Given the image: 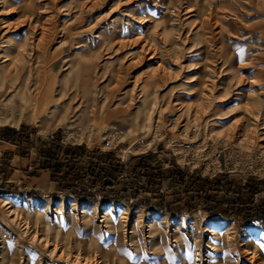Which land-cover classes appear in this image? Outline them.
<instances>
[{"label":"rangeland","instance_id":"374dc122","mask_svg":"<svg viewBox=\"0 0 264 264\" xmlns=\"http://www.w3.org/2000/svg\"><path fill=\"white\" fill-rule=\"evenodd\" d=\"M34 87L67 108L44 128ZM19 126L42 166L48 142L84 150L0 179V264H264V0H0V130Z\"/></svg>","mask_w":264,"mask_h":264},{"label":"crops","instance_id":"0c3cea01","mask_svg":"<svg viewBox=\"0 0 264 264\" xmlns=\"http://www.w3.org/2000/svg\"><path fill=\"white\" fill-rule=\"evenodd\" d=\"M51 139L53 140V137ZM29 142L30 135L26 133V126L0 130V179L7 175L10 179L6 180L8 183L13 182L14 176L18 180L23 179V182L29 179L39 180V176H42L43 179L52 180L51 173L43 170V166L37 160L39 156L41 158V152H32L26 146ZM51 143L53 142H48V150L51 148ZM32 161H36V163ZM31 170H36L39 174L38 177L29 178L27 175Z\"/></svg>","mask_w":264,"mask_h":264},{"label":"trees","instance_id":"16d2710c","mask_svg":"<svg viewBox=\"0 0 264 264\" xmlns=\"http://www.w3.org/2000/svg\"><path fill=\"white\" fill-rule=\"evenodd\" d=\"M64 151L65 157L66 159L71 158L72 161H70L71 163L74 164V161L81 156V154L79 152L84 150V147L82 146H63L61 145L59 142H54V147L46 150V158L43 164V170L48 171L51 173V177L52 180L57 179L58 176H60L61 171H63L64 166L62 162H58L56 161L58 158V155L61 153V151ZM99 155L101 157H108L110 156V154H102L99 153ZM138 161H143L146 159V157L141 156L136 158ZM55 164V165H54ZM75 166V164H74ZM97 167V172L93 174V177L96 178L98 176V173L100 172V166H95V168ZM72 173H74V168H72L70 171L68 170L66 172L65 177L63 178L68 179ZM171 175L173 177V172H171ZM180 179H183V175L180 176ZM259 181L255 178L250 179L249 181L246 182L245 186L243 188H234V190L237 192L238 194V199L235 200L234 203H236V201H241L244 205H248V206H254V198L258 193V188H257V183ZM217 186L219 187V185L217 184ZM263 206H264V202H262ZM262 223L260 224L261 227H264V215L262 216Z\"/></svg>","mask_w":264,"mask_h":264},{"label":"bare ground","instance_id":"6f19581e","mask_svg":"<svg viewBox=\"0 0 264 264\" xmlns=\"http://www.w3.org/2000/svg\"><path fill=\"white\" fill-rule=\"evenodd\" d=\"M13 86V85H12ZM11 86V87H12ZM17 86V85H16ZM14 88V87H13ZM38 92V96H39V98H35V99H33V101L32 102H30V101H28V100H26L25 102H26V104H24V105H22L21 106V112L23 113V112H26V111H29V110H31V113H32V117L33 118H31V119H33L34 121H39V123H41V125L43 126V128H44V126L45 125H49L50 124V122H53V121H56V119L57 120H60V117H61V115H64L65 114V112H67V108H65V109H62V110H60V111H58V110H49V109H45L44 108V106H43V104L45 103V101H44V99L43 98H40V92H41V89L39 88V87H34V89L31 91V94H33V92ZM18 94H19V90L17 89L16 90V93H15V95H13V97L12 98H10L9 100H8V103H6V105L8 106V107H10L11 108V106L15 103V97H17L18 96ZM28 96V95H27ZM37 96V95H36ZM46 97L48 98L49 96L46 94ZM27 98H30V97H27ZM45 100H47V99H45ZM6 105H4V103H3V106L5 107ZM14 107V106H13ZM68 110H69V108H68ZM69 113V112H68ZM67 113V114H68ZM23 115H21V117H22ZM67 118V117H66ZM33 121V122H34ZM65 121V120H64ZM62 122H63V120H62ZM60 124V123H59ZM57 127H58V125L57 124H54V125H52L51 126V128H48V129H46V132H50V131H54L55 129H57ZM61 127V126H60ZM152 229H153V231H155V232H159L160 231V226H159V224L158 223H154L153 225H152ZM251 241V240H250ZM249 242V241H248Z\"/></svg>","mask_w":264,"mask_h":264}]
</instances>
